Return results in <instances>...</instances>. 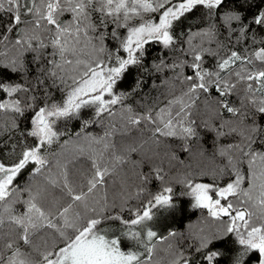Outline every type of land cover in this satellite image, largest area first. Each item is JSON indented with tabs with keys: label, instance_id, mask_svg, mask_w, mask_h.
<instances>
[{
	"label": "snow or ice",
	"instance_id": "obj_1",
	"mask_svg": "<svg viewBox=\"0 0 264 264\" xmlns=\"http://www.w3.org/2000/svg\"><path fill=\"white\" fill-rule=\"evenodd\" d=\"M5 17L0 264H264V0H0ZM201 127L232 138L210 168L176 151ZM180 197L201 217L158 233Z\"/></svg>",
	"mask_w": 264,
	"mask_h": 264
},
{
	"label": "trees",
	"instance_id": "obj_2",
	"mask_svg": "<svg viewBox=\"0 0 264 264\" xmlns=\"http://www.w3.org/2000/svg\"><path fill=\"white\" fill-rule=\"evenodd\" d=\"M231 2V0H230ZM196 16H199V13L196 14ZM7 22V17L4 18L3 21H0V23H6ZM199 19H189L188 21L185 22V25L180 26L178 28V32L183 35L184 31L187 30V25H192L193 28L198 25ZM157 55V50L153 49L151 51V54L148 57V60L151 61L153 57ZM137 78V74L133 73L127 83L124 85V87H131ZM145 94H150L151 89L150 85L149 87L145 88ZM152 95H155L154 93H151ZM59 94H57L58 98ZM233 101L236 100L235 97L231 98ZM136 103L139 102V98L135 101ZM89 115L88 113H85V116ZM77 131H80V122L79 121H71L69 122L67 126V132L71 134V136H75V133ZM87 134L89 136H102L104 128L102 125L97 124L94 127L90 126L87 130ZM199 133V139H193L192 140V152L191 153H184L183 150L179 147V145H176V151L177 155L179 156L180 159H182L185 164H192L194 167L199 164L201 167L205 168H210L213 163V155L216 152L217 147H219L221 144H227L232 142L231 137H225V138H220L217 139L216 133L213 131H208L207 129L201 127L198 129ZM135 135V134H134ZM68 137L65 136L63 139H67ZM125 143L124 140L120 139L119 137L117 138V144L122 145ZM160 151L163 153L164 148L162 147ZM203 151L204 155L203 157L199 156V152ZM130 159L132 161H136L139 163V166L135 169V171H142L144 173H147L150 171L151 167L153 164H159V160H154V161H146L143 159V153H133L131 154ZM143 161L142 163H140ZM215 162L216 163H221V158L216 155L215 156ZM175 164V162H174ZM163 167L165 168L166 171L169 172L170 176H177L179 175L184 169L179 165L175 164L174 167L169 168V165L167 161L164 162ZM124 172L128 174L130 177L129 183H132V180L135 179V177L132 176L133 172V166L132 164H127L124 166ZM27 173H25L24 178L21 180V183L24 182V179H27ZM205 181H209L210 177L205 176L203 177ZM138 183V181H136ZM148 190L150 192H156L160 188V181L153 180L147 185ZM177 191H179V186H177ZM190 198L188 197H180L177 200L178 208L174 215H167L164 214L160 217L157 227H158V233H161L163 235H167L169 231H175V232H181V233H186L189 229L190 226H195L199 218L201 217L202 213L198 209H193L190 206ZM156 229V228H155ZM162 245V244H161ZM165 246V245H163ZM225 245H218V247H223ZM162 247V246H161ZM164 253H162V256ZM221 264H226L225 261H222Z\"/></svg>",
	"mask_w": 264,
	"mask_h": 264
},
{
	"label": "rangeland",
	"instance_id": "obj_3",
	"mask_svg": "<svg viewBox=\"0 0 264 264\" xmlns=\"http://www.w3.org/2000/svg\"><path fill=\"white\" fill-rule=\"evenodd\" d=\"M127 242H128V241H127ZM161 246H162V247H161ZM163 247H165V246H163V244H162V245H158V248H161V249H162ZM162 253H163V252H161V256H162Z\"/></svg>",
	"mask_w": 264,
	"mask_h": 264
},
{
	"label": "crops",
	"instance_id": "obj_4",
	"mask_svg": "<svg viewBox=\"0 0 264 264\" xmlns=\"http://www.w3.org/2000/svg\"><path fill=\"white\" fill-rule=\"evenodd\" d=\"M155 230L158 231V227L157 226H156V229ZM125 244L126 245L129 244V242L125 241Z\"/></svg>",
	"mask_w": 264,
	"mask_h": 264
}]
</instances>
